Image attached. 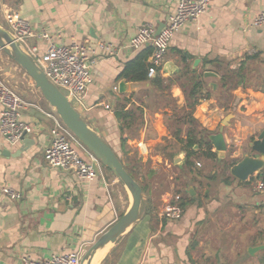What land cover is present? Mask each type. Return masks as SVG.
<instances>
[{"label": "crops", "instance_id": "crops-1", "mask_svg": "<svg viewBox=\"0 0 264 264\" xmlns=\"http://www.w3.org/2000/svg\"><path fill=\"white\" fill-rule=\"evenodd\" d=\"M176 4L177 0H0V25L6 26L3 12L15 10L35 27L47 28L55 42L103 40L119 48L143 23L157 29L175 11ZM263 8L264 0H213L197 19L173 34L165 55L167 70L163 65L159 74L165 81L160 84L156 77L147 76L119 91L123 78L118 76L123 66L143 50H152L151 43L95 57L79 106L82 117L117 154L138 156L147 180L166 173L169 187L159 192L155 190L159 182L152 181L151 191H146L144 213L94 264L102 258V264H264V249L254 255L247 251L264 244V192L257 191L253 183L261 178L258 172L264 173V167L246 181H235L227 177V170L191 164L181 174L187 177L185 181L174 180L178 174L174 177L169 169L175 164L183 168L185 152L165 117L172 116L173 122L187 101L179 84L168 79L187 69L195 70V74L213 71L215 76L203 77L204 92H210L209 97L200 99L192 112L210 132L208 139L216 155L203 157L223 159L214 140L223 142V154L229 153L231 165L245 154L259 156L248 144L264 129V26L255 28L251 22ZM29 42L27 48L34 44L38 55L48 47L47 41ZM12 69L10 58L0 49V77L8 81L15 72ZM229 72H240L241 78ZM223 76H227V85H223ZM37 91L35 85L29 88L34 100L23 99L20 110L21 120L32 126V132L13 143L0 132V186L21 193L18 199L0 195V264H20L21 255H82L131 203L127 189L101 166L95 178L79 180L72 171L47 165L43 150L54 122L46 113L59 116ZM169 95L173 107H167L171 101L160 106L158 99ZM147 99L150 104H146ZM105 103L111 109H106ZM136 106L141 108L140 122L136 131L128 133L131 127L121 129L126 123L116 117V112ZM227 115L228 122L220 132ZM236 141L237 148L233 146ZM167 142L178 147L172 160L152 153L153 146ZM79 151L84 156L82 149ZM173 188L178 192L169 191ZM169 192L181 196V216L177 219L157 215Z\"/></svg>", "mask_w": 264, "mask_h": 264}, {"label": "built area", "instance_id": "built-area-1", "mask_svg": "<svg viewBox=\"0 0 264 264\" xmlns=\"http://www.w3.org/2000/svg\"><path fill=\"white\" fill-rule=\"evenodd\" d=\"M213 0H177L176 9L167 15L164 25L156 33L151 23H143L137 32L119 48L111 42L97 40L91 42L85 39L82 42L72 40L70 43L55 42L53 34L45 27H35L28 20L21 17L17 11L5 10L3 18L6 27L20 45L36 61L48 79L55 84L66 96L71 105L79 109L82 98L91 79V65L95 57L112 55L121 48L138 49L151 43L152 51L148 58L147 76L155 77L163 72L165 55L173 34L183 25L197 19L211 4ZM251 26L260 28L264 26V8L252 19ZM61 39L59 33H55ZM30 39L47 41V49L40 55L37 47L32 44L28 48ZM251 51V53H253ZM8 81L0 77V132L10 142H16L22 136L32 132V126L21 120L20 110L24 107V100L7 84ZM111 109L110 105H103ZM51 116L54 124L50 129V141L43 150V159L47 165L63 170L72 171L79 180H91L99 174V160L70 132L60 117ZM237 148V141L233 144ZM79 149H82L83 155ZM200 163L196 162V166ZM254 188L264 192V179L256 178ZM0 195L11 199H18L21 193L10 186H0ZM181 196L171 193L165 203L158 210L157 215L162 219H177L181 216L179 207ZM80 252L55 253L47 258H34L21 255L20 264H81Z\"/></svg>", "mask_w": 264, "mask_h": 264}, {"label": "water", "instance_id": "water-1", "mask_svg": "<svg viewBox=\"0 0 264 264\" xmlns=\"http://www.w3.org/2000/svg\"><path fill=\"white\" fill-rule=\"evenodd\" d=\"M163 25L164 23L158 25L156 33L160 31ZM0 49L25 71L34 82L35 87L55 110L70 132L99 160L102 166H105L112 172L115 178L127 189L131 196V203L127 210L117 218L109 228L103 231L82 254L81 264H90L91 258L97 249L108 242L115 243L144 213L147 203L143 196L142 187L126 170L123 162L111 145L88 125L81 113L71 105L62 91L48 79L34 58L24 50L11 32L2 25H0ZM198 62V59L194 60L195 65H197ZM166 70L167 66L165 64L164 71ZM215 75V72L210 70H205L203 72L204 77ZM134 83L137 82L132 81L130 83L126 81V79H121L119 82V91H126L129 85ZM210 85L213 86V88L216 87L215 83H210ZM132 90H134V88H132ZM228 119L229 115L222 120V125L219 129L220 132L223 130V126L227 124ZM25 136L26 135L22 136V139ZM214 143L215 147L221 151L220 156L224 157L223 151L225 145L223 142L218 143L214 140ZM248 146L251 151L258 153L259 156L245 154L238 162L230 167V174L240 181H246L251 175L264 167V129L261 130L256 139L249 142ZM260 249H264V244L251 246L247 251L249 254L254 255L255 252Z\"/></svg>", "mask_w": 264, "mask_h": 264}, {"label": "trees", "instance_id": "trees-1", "mask_svg": "<svg viewBox=\"0 0 264 264\" xmlns=\"http://www.w3.org/2000/svg\"><path fill=\"white\" fill-rule=\"evenodd\" d=\"M151 49L147 48L140 52L132 60L128 61L122 68L119 78L129 79L132 81H142L147 78V57L151 53ZM185 59V56L184 58ZM230 73V72H229ZM233 77H240V72H231ZM157 75L156 83L160 84L165 80ZM185 77V78H184ZM203 73H196L195 70L190 71L187 69L185 72H180L176 77L168 79L170 83L176 82L181 87L183 93L187 97L185 106L180 109V114L172 123L167 122L168 129L171 131L177 144L185 152V166H190L191 161L197 155H203L205 158L212 159L214 152H212V145L208 139L209 131L202 127L192 116L193 109L200 99L209 97L210 92H204ZM241 78V77H240ZM238 78V79H240ZM184 80V81H182ZM223 85H227V76L222 77ZM140 110L138 106L133 109L120 110L116 112V117L126 123L121 126L132 127V125L139 124L140 122ZM126 170L136 179L138 174L134 173L128 165L124 164ZM258 176L264 179V173L258 172ZM143 188V184H140ZM123 214V213H122ZM121 214V215H122ZM120 215V216H121Z\"/></svg>", "mask_w": 264, "mask_h": 264}, {"label": "rangeland", "instance_id": "rangeland-1", "mask_svg": "<svg viewBox=\"0 0 264 264\" xmlns=\"http://www.w3.org/2000/svg\"><path fill=\"white\" fill-rule=\"evenodd\" d=\"M7 27V26H6ZM8 28V27H7ZM30 43V42H29ZM10 63L12 64V66H13V68L14 69H12V72L13 71H15V72H13V73H11V74H13V76L12 77H10V75H9V77H10V79H9V77L7 78V80H8V83L6 82V84L14 91V92H16L22 99H26V100H28L27 98H29L31 101L32 100H34V98H33V95L31 94V93H29V88H31V86L33 87L34 85V82L32 81V79L25 73V71L23 70V69H21V67L19 66V65H17L12 59H10ZM38 90V89H37ZM170 90L168 89V92H169ZM38 93L40 92L39 90L37 91ZM41 94V93H40ZM164 94H166V93H164ZM169 94V93H168ZM42 96V95H41ZM170 96V95H169ZM142 101V100H141ZM172 102V104L171 105H169V106H167V107H169V108H172L173 107V101H172V99H171V96L170 97H166V96H161L159 99H158V102H159V105L160 106H162V105H164V103H166L167 105L168 104H170L171 102ZM150 102V100L149 99H147V103L146 104H150L149 103ZM153 110V109H152ZM78 111H79V109H78ZM80 112V111H79ZM151 115H153V114H151ZM165 117H167L170 121V123H172V120H173V117L172 116H168V115H166ZM169 117H171V118H169ZM133 127H131V129L128 131V133L129 132H134V131H136L137 129L135 128V127H138V124H135V125H132ZM148 135H152V133L151 132H149L148 133ZM177 146L175 145V144H172V143H166V144H160V145H155V146H153V148H152V153L153 154H156V153H161L162 154V156H164V157H166L168 160H172V155L174 154V153H176V150H177ZM231 151V150H230ZM118 156H119V158L121 159V161L123 162V164H124V162L126 163V164H128V167L130 168V169H132L133 170V172L134 173H137L138 174V176H137V178H136V180L140 183V184H143V188H144V190H143V196L146 198V194H147V192L146 191H148V194H149V192L151 191V183H152V181H158L159 182V188H158V186H157V188L158 189H155V190H157V191H159V192H161V191H163V190H168V187H169V179H168V177H166V175L164 174L163 175V177H162V175H160L159 177H157V178H148V180H147V178H146V176L144 175L145 173V171H144V169H143V164L141 163V161L138 159V156H131V158H128V157H126L125 155H123L122 153L121 154H117ZM227 156H229V153L227 154ZM227 156H224L223 157V159H215V160H207V159H205L204 157H203V155H197L195 158H193L192 159V161H191V164H192V166H195V167H198V166H196V162H199L200 163V168H202V167H207V168H209V170H213V169H219V170H227L228 171V174H227V177L230 179V178H232V179H235V181H237V179L235 178V177H233L231 174H230V167L232 166L231 165V162L228 160V158H227ZM207 162V165L206 166H204V162ZM190 164V165H191ZM101 168H105V170H109V169H107L105 166H101ZM134 168H135V170H134ZM142 169H143V171H142ZM188 169V167H186L185 165L183 166V168L182 167H179V165L178 164H175L174 166H172V168L171 169H169L170 170V172L173 174V176L175 177L176 176V174H178L177 175V177L176 178H174V180H176V179H179L180 180V182H182V181H185L186 180V178L187 177H185V176H181V174L183 173V171H186ZM111 172V171H110ZM165 172V171H164ZM112 173V172H111ZM225 176V175H224ZM149 177H152V176H149ZM160 177H162L161 179L162 180H159V178ZM154 179V180H153ZM203 182V181H202ZM189 187H191V186H189ZM126 189V188H125ZM169 191H171V192H178V191H176L174 188L171 190V189H169ZM171 192H169V193H171ZM260 211H262V210H260ZM263 212V211H262ZM259 214H262V213H259ZM263 216H264V213H263ZM264 222V221H263ZM262 222V223H263ZM261 227H262V225H261ZM260 234L262 233V228L260 229ZM259 240V239H258ZM114 245V243H112V245H111V248H112V246ZM110 248V249H111ZM107 255V254H106ZM105 257V256H104ZM103 259L104 258H102L100 261H99V263L98 264H102V261H103Z\"/></svg>", "mask_w": 264, "mask_h": 264}, {"label": "bare ground", "instance_id": "bare-ground-1", "mask_svg": "<svg viewBox=\"0 0 264 264\" xmlns=\"http://www.w3.org/2000/svg\"><path fill=\"white\" fill-rule=\"evenodd\" d=\"M111 244L112 242H108L104 246L97 249V251L93 254L91 258L90 264H94V262H96V260L104 253L105 249L108 248Z\"/></svg>", "mask_w": 264, "mask_h": 264}]
</instances>
